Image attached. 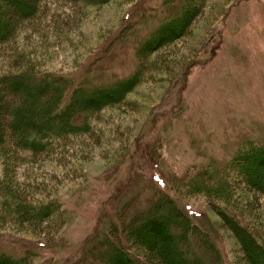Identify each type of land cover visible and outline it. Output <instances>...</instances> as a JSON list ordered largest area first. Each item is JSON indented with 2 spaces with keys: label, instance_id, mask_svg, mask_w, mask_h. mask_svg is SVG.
I'll return each mask as SVG.
<instances>
[{
  "label": "rangeland",
  "instance_id": "374dc122",
  "mask_svg": "<svg viewBox=\"0 0 264 264\" xmlns=\"http://www.w3.org/2000/svg\"><path fill=\"white\" fill-rule=\"evenodd\" d=\"M166 1L90 5L38 0L39 14L21 22L0 43V78L9 70L8 60H14L9 57L14 49L75 85L96 89L126 81L142 65L138 48L153 39L152 33L182 3L172 0L165 6ZM7 11L15 18L14 8L1 2L0 12ZM4 53H9L7 58ZM150 57V67L125 95V104L88 119L94 138L79 136L58 148L75 167L50 168V156L44 172L38 173L66 210L59 232H48L51 239L46 241L26 227L4 230L0 253L24 258L26 264L80 263L95 238L88 240L96 235L99 242L116 221L118 209L128 204L143 211L159 192H171L169 182L174 188L173 179L195 166L212 163L219 169L245 143L264 144V0H202L186 34ZM4 101L0 91V108ZM5 116L0 112V120ZM147 159L158 165L144 174ZM232 177L231 186L243 202L241 215L264 239V197L244 185L236 172ZM174 193L170 197L178 200L179 193ZM201 199L188 202L193 203L196 223L217 242L224 263L247 264L236 238ZM41 241L54 248L39 249Z\"/></svg>",
  "mask_w": 264,
  "mask_h": 264
},
{
  "label": "trees",
  "instance_id": "16d2710c",
  "mask_svg": "<svg viewBox=\"0 0 264 264\" xmlns=\"http://www.w3.org/2000/svg\"><path fill=\"white\" fill-rule=\"evenodd\" d=\"M37 1L0 0L4 7L14 8L15 15L12 19L11 11L0 12V43L8 41L21 22L39 14ZM69 1L90 5L107 2ZM180 1L179 9L152 33L153 39L149 37L138 48L136 57L142 65L137 73L112 87L92 89L82 83L75 85L66 77L42 70L43 65H37L23 52L11 49L10 55L4 53L5 58L15 57L8 60L9 70L0 78V91L5 96L0 112L8 118L0 120V232H18L26 227L37 237H46V241L51 239L49 234L59 232L66 222V210L38 173L50 156V168L65 171L66 167H75L65 161L58 148L79 136L94 138L95 129L88 119L105 108L125 104V95L150 67L148 58L157 48L186 34L202 0ZM171 2L167 0L165 6ZM211 164L195 166L186 175L173 179L174 188L169 182L171 192H159L154 204L143 211L128 204L118 209L116 221L108 225L99 242L96 235L88 240L95 238L77 264H225L217 242L196 223L193 203L188 201L197 197L216 211L231 231L246 263L264 264V239L252 221L241 215L243 202L231 186L232 174L236 172L244 185L264 197V144L245 143L223 167L214 169ZM157 165L156 160H144V174L153 173ZM159 178L166 181L160 174ZM150 181H154L152 176ZM175 190L180 196L178 200L169 195ZM36 247L54 248L42 241ZM0 264H26V259L0 253Z\"/></svg>",
  "mask_w": 264,
  "mask_h": 264
}]
</instances>
